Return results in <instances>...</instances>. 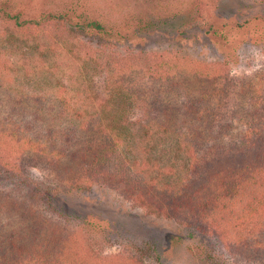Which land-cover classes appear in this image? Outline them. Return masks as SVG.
<instances>
[{"label":"trees","instance_id":"obj_1","mask_svg":"<svg viewBox=\"0 0 264 264\" xmlns=\"http://www.w3.org/2000/svg\"><path fill=\"white\" fill-rule=\"evenodd\" d=\"M75 1L81 6L80 0ZM85 6L82 4L81 11L76 14L75 11L69 14L66 9L39 12L32 8L34 13L25 15L13 0H0V19L10 20L14 30H30L33 34L34 30L49 24L62 27L61 22L86 34L95 33L103 39L116 41L130 37L140 41L154 32V23H140L132 26L129 35L128 27H121L119 20L91 14ZM167 6L165 3L155 9L165 10ZM204 6L202 0H195L187 10L192 15L197 13L195 19L198 20L203 18L201 9ZM126 15L128 22L145 20L144 15L141 18ZM142 58L145 70L156 81L170 82L171 87L179 83L180 75L175 71L179 70L177 61L163 54H144ZM128 66L129 59L120 57L114 63L115 70L108 83L122 86L120 76ZM193 80L198 82V92L188 109L180 113L179 125L173 127L147 122L136 128L134 122L127 121L125 107L131 96L128 89L117 90L97 108L93 107L94 111L76 107L71 99L59 94L57 100L62 108L46 109L45 115H50L52 120L43 133L35 131L42 115L39 111L28 113L24 109L18 112L24 118L34 115L24 126L15 123L16 120L10 125L8 120L2 122L1 133L7 139L4 152L0 153V175L11 178L22 194L0 190V264L141 263L138 256L130 253L92 256L81 248L72 234H62L50 220H43L42 212L34 208L39 199L54 217L81 218L56 200L53 193L61 190V186H45L26 174L27 168L38 164L67 182L66 190L83 191L94 186L115 188L140 206L179 224L195 226L230 249L239 252L247 248L263 249L264 74L255 73L244 80L237 93V102L233 101L226 118L216 127L205 128L195 123L208 121L212 113L215 80L210 71L197 67ZM185 123H189L188 126L184 127ZM154 141L172 144L175 155L187 153L179 173L158 170L147 177L146 171L151 169L149 163L142 158H130L138 155L139 146L135 143L142 145L141 153L152 156L149 147ZM26 198L32 201L28 203ZM80 216H83L77 223L80 228L93 227L94 231L104 233L101 227L86 220L89 215ZM91 218L93 220L94 216Z\"/></svg>","mask_w":264,"mask_h":264},{"label":"rangeland","instance_id":"obj_2","mask_svg":"<svg viewBox=\"0 0 264 264\" xmlns=\"http://www.w3.org/2000/svg\"><path fill=\"white\" fill-rule=\"evenodd\" d=\"M194 1H79L81 6L86 4L91 14L119 20L121 27H128L129 35L132 26L154 23L153 34L140 41L132 37L120 41L103 39L95 33L86 34L76 27L65 26L63 22L62 27L49 24L34 30L33 34L30 30H14L10 20L0 19V153L4 152L7 139L2 136L1 123L8 120L10 125L16 120L15 123L24 126L34 115L24 118L18 112L39 111L42 115L35 131L43 133L52 120L50 115H45L46 109L62 108L57 100L59 94L88 111L97 108L117 90L128 89L131 96L124 118L134 122L136 128L147 122L177 126L182 119L180 113L188 109L198 92V82L193 80L196 67L210 71L215 82L212 113L208 121L195 125L216 127L228 115L233 101L237 102L242 82L255 73L264 74V0H202L205 3L201 9L203 18L198 20L195 19L197 13L192 15L187 10ZM13 3L21 7L25 15H32V8L38 11L66 9L69 14L81 11L75 0H13ZM165 3L167 9H155ZM126 14L137 18L144 15L145 20L128 22ZM144 54H163L177 61L179 70L175 71L179 72V83L171 87L170 82L160 83L152 78L143 66ZM124 56L130 66L120 76L122 86L117 87L108 81L114 73V63ZM135 145L139 146L138 155L130 158H142L149 163L151 169L146 171L147 177L158 170L179 173L187 156V153L175 155L172 144L152 142L149 157L140 152L142 145ZM27 170L26 174L34 181L51 188L61 186V190L53 193L58 203L81 219L80 215H89L86 220L101 227L104 233L94 231L93 227L80 228L77 223L81 219L54 217L40 199L35 202L34 208L42 212L43 220H50L62 234H72L92 256L130 253L139 257L140 264H264V248L259 251L247 248L242 252L230 249L195 226L179 224L140 206L115 188L94 186L83 191L66 190L67 182L58 179L53 171L39 164ZM0 190L22 194L11 178L2 175ZM26 201L32 200L26 198Z\"/></svg>","mask_w":264,"mask_h":264}]
</instances>
